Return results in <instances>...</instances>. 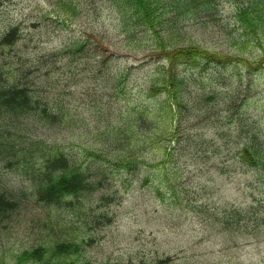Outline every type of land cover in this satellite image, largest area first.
<instances>
[{
  "label": "rangeland",
  "instance_id": "374dc122",
  "mask_svg": "<svg viewBox=\"0 0 264 264\" xmlns=\"http://www.w3.org/2000/svg\"><path fill=\"white\" fill-rule=\"evenodd\" d=\"M56 1L0 0V34L12 25L20 28L16 50L5 47L2 52L0 47L9 75L36 88L39 95L68 105L72 114V119L58 126L27 117L32 119L25 126L26 134L57 143L64 155L87 166L93 164L89 154H102L105 141L114 139V131L124 127L129 141L139 138L145 142L131 152L136 156L142 150L137 158L147 165L133 172L106 166L103 188L67 198L63 206L38 203L25 191L28 180L19 169L8 172V167L0 166V190L14 197L21 190L26 192L10 218L0 223V251L10 254L36 245L71 242L79 246L78 252L59 259L75 264H264V232L251 233L243 225L227 230L220 222L222 206L232 202L246 206L250 191L258 195L262 185L250 173L231 170L223 174L221 161L234 147L223 145L218 124L213 126L210 118L199 113L200 117L190 116L177 126L182 111L175 115L169 110L166 85L162 88L159 83L157 95L148 97L152 78L158 71L161 77L168 67L163 59L149 55V43L137 42L136 49H131L133 40L117 35L107 9L95 13L91 2H86L72 17ZM221 11L218 26L190 23L182 27L184 39L224 55L256 61L264 50V29L256 42L248 40L247 51L241 54L239 47L243 48L245 38L236 36L241 31L226 35L235 27L232 8L224 3ZM55 13L60 14L59 27ZM76 40L85 43L83 51L73 58L61 57L47 77L45 69L34 62L27 69L29 74L23 70V63L36 55H29L32 50L47 58ZM105 56H110L104 65L109 78L82 72V58L93 61ZM146 57L148 62L143 63ZM71 60L73 65L65 69ZM175 73L183 78L195 76L202 93L214 89L220 99L238 80L244 86L249 83L241 88L239 101L250 118L263 123L264 133V63L252 71L229 66L222 70L219 82L200 75L191 65H177ZM183 92L177 91L181 105L185 103ZM170 112L175 115L173 121ZM137 116L142 118L139 124ZM195 144L204 147L197 149Z\"/></svg>",
  "mask_w": 264,
  "mask_h": 264
},
{
  "label": "trees",
  "instance_id": "16d2710c",
  "mask_svg": "<svg viewBox=\"0 0 264 264\" xmlns=\"http://www.w3.org/2000/svg\"><path fill=\"white\" fill-rule=\"evenodd\" d=\"M86 2H91L90 7L95 13L97 10L100 13L103 9L112 13L117 35H124L133 40L131 49H136L134 44L137 42L141 44L143 41L148 42L149 46L146 48L149 55L158 56L167 63L168 67L162 72L164 74L160 77L161 73L158 71L152 78L147 92L148 97L156 96L158 93L156 88H160L159 83L162 88L166 85L165 90L170 96L169 110L175 115L182 111L177 126L181 120L193 115L200 117L202 114L206 120L211 119L213 126L218 124V136L222 137L223 145L226 147L231 144L234 147V151L224 155L221 161L223 174L231 170L243 174L250 173L262 185L258 195L250 191L251 193L248 194L250 199L246 206L243 207L239 205L240 203L234 202L222 206L220 222L227 230L243 225L245 231L264 232L263 123L259 119L250 118L242 110L244 104L239 101L241 88L246 89L250 84L247 83L244 86L245 83L240 79L235 83L236 87H226L225 95L220 99L219 93L214 89L207 94L202 93V87L197 84L195 76L183 78L175 73L177 65H191L200 75H210V80L219 82L222 70L229 66L240 65L247 71L248 69L256 70L257 66L264 63V50L253 62L239 55H224L200 44L189 43L184 39L181 28L188 27L190 23L199 24L205 28L209 25L218 26L222 12L221 6L228 3L232 8L231 16H233L232 21L235 27L233 26L226 35L241 31L236 36L245 38L242 43L243 48L239 47L242 54L247 51L244 45L248 43V40L252 44L256 42L255 37L258 38L264 29V0H57L55 3L59 9L73 17L83 6L86 7ZM53 16L58 22V27L61 26L60 14L55 13ZM19 31L18 26L12 25L0 34L2 52L5 47L16 50L14 45L20 39ZM182 41L185 43L178 44ZM84 48L85 43L76 40L62 46V49L53 52L47 58L40 57L36 50H32L29 55H36L29 63H23V70L29 74L27 69L31 67L30 62H34L38 68L41 66L45 69L47 77L49 71L58 65L57 61L61 57L73 58ZM106 58L110 56H105L103 60L102 57L96 58L93 61L82 58V72H86L87 75L91 73L92 76L95 75L94 78L102 74L104 77ZM91 62H95V66ZM147 62L146 57L143 63ZM73 63L72 60L67 62L64 65L65 69L69 70ZM74 73L78 76L80 71L76 69ZM23 75L25 74L21 71V76ZM79 82L81 79L75 80L74 84L78 85ZM121 86L122 84H119L118 88L121 89ZM181 89H184L185 95V99L181 100L185 102L182 105L177 102V91ZM198 96L200 98H196ZM210 98L214 100L209 102ZM188 104L193 105L192 108L184 110ZM220 106H224V109H220ZM222 111H224L223 114ZM145 112L149 114L147 107ZM175 115L172 117L170 112L171 121ZM30 116L53 126L64 124L67 118L72 119L68 105L49 99L47 95H39L36 88L21 82L16 76L9 75L0 54V166L8 167V172L19 169L28 180V188L25 191L42 205L63 206L67 198L71 199L81 193H91L103 188L106 182V166L117 165L114 167L126 168L127 171L133 172L147 165L137 158L142 154V150L136 156L131 152L132 147L145 142L141 143L139 138L129 141L130 138L124 136V127H118L114 131V139L105 141L107 146L104 144L102 154H89L93 156V164L86 166L75 158L64 155L57 143L48 144L37 137L28 136L25 126L29 125V119L32 118L27 117ZM137 119L139 124L142 118L137 116ZM195 146L197 149L204 147L203 144H195ZM108 158H115L114 162L108 161ZM146 182L147 180L144 179V183ZM2 184L0 183V186ZM25 191H19L17 197H14L0 190V223L10 218L11 213L20 204L21 197L25 196ZM78 249L79 246L71 242H54L50 245L32 246L10 254H6L3 250L0 251V264H75L62 261L59 257L74 254L78 252Z\"/></svg>",
  "mask_w": 264,
  "mask_h": 264
}]
</instances>
